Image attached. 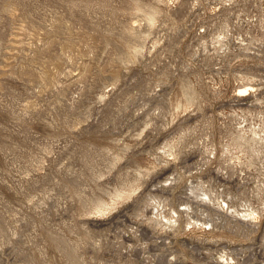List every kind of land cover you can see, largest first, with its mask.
Listing matches in <instances>:
<instances>
[{
	"label": "rangeland",
	"instance_id": "374dc122",
	"mask_svg": "<svg viewBox=\"0 0 264 264\" xmlns=\"http://www.w3.org/2000/svg\"><path fill=\"white\" fill-rule=\"evenodd\" d=\"M0 264H264V0H0Z\"/></svg>",
	"mask_w": 264,
	"mask_h": 264
},
{
	"label": "bare ground",
	"instance_id": "6f19581e",
	"mask_svg": "<svg viewBox=\"0 0 264 264\" xmlns=\"http://www.w3.org/2000/svg\"><path fill=\"white\" fill-rule=\"evenodd\" d=\"M244 87H245V86H244ZM244 87H243V88H244ZM240 89H242V88H240ZM242 90H243V89H242ZM243 216H244V215H243Z\"/></svg>",
	"mask_w": 264,
	"mask_h": 264
}]
</instances>
